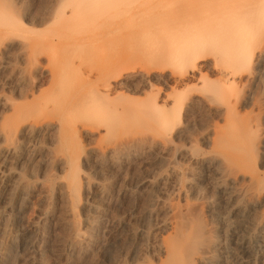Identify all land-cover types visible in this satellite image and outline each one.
Segmentation results:
<instances>
[{
    "label": "bare ground",
    "instance_id": "1",
    "mask_svg": "<svg viewBox=\"0 0 264 264\" xmlns=\"http://www.w3.org/2000/svg\"><path fill=\"white\" fill-rule=\"evenodd\" d=\"M57 224L66 264H264V0H0V264Z\"/></svg>",
    "mask_w": 264,
    "mask_h": 264
},
{
    "label": "rangeland",
    "instance_id": "2",
    "mask_svg": "<svg viewBox=\"0 0 264 264\" xmlns=\"http://www.w3.org/2000/svg\"><path fill=\"white\" fill-rule=\"evenodd\" d=\"M90 169V168H89ZM89 172L92 173V169L89 170ZM100 180L101 183L105 184L106 186H110L111 183V178L107 176L99 177L97 178ZM125 186L124 181L121 179H118L117 182L115 183V186L111 191L113 192L112 196L109 198V211H108V216H107V221H116V220H122L125 219L128 216V213L124 207L118 206V202H120L122 198V190L123 187ZM53 203H48V201L45 200V197L43 194H39L35 200V204L27 211L26 213V224L25 228H32L35 226L33 231L37 230V227H41V224H43V220L45 219V213L46 211H49L53 208ZM58 217L56 218L57 222L60 218L63 217L62 212L58 213ZM83 219V218H82ZM164 219V215L160 214L159 221H162ZM28 223L29 226H28ZM28 226V227H27ZM50 231H52L53 239L55 241V247L52 252H49L48 257L46 259L47 264H66L65 258L63 257L64 253V248L61 246V240L64 238V236L67 234V231L63 228L60 227L58 224L55 226L50 227ZM34 231V232H35ZM37 232H35L36 234ZM7 237L3 238L2 243L7 242ZM107 263L105 260H103L98 254L94 253L91 257H89L86 261H83L82 263L79 264H105ZM258 264V263H255Z\"/></svg>",
    "mask_w": 264,
    "mask_h": 264
}]
</instances>
